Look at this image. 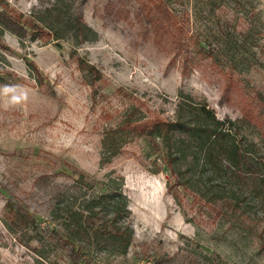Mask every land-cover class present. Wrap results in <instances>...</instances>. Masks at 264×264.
<instances>
[{
  "label": "rangeland",
  "instance_id": "obj_1",
  "mask_svg": "<svg viewBox=\"0 0 264 264\" xmlns=\"http://www.w3.org/2000/svg\"><path fill=\"white\" fill-rule=\"evenodd\" d=\"M141 1L0 0V12L15 9L54 34L21 38L0 25V264H85L56 240L71 235L53 212L112 193L111 179L124 183L132 239L124 254L92 252V264H264V137L243 120L247 106L263 111L264 0H164L195 38L181 51L170 33L155 43L154 26L137 16ZM77 10L85 40L67 24ZM154 118L176 124L170 142L120 128ZM237 145L245 155L227 167ZM9 198L38 226L16 225ZM101 206L104 216L111 201Z\"/></svg>",
  "mask_w": 264,
  "mask_h": 264
},
{
  "label": "trees",
  "instance_id": "obj_2",
  "mask_svg": "<svg viewBox=\"0 0 264 264\" xmlns=\"http://www.w3.org/2000/svg\"><path fill=\"white\" fill-rule=\"evenodd\" d=\"M112 1L107 3V10L111 11ZM137 16H143L154 26L155 43L161 44L163 37L166 33H170L173 38H175L179 43V51L184 47L182 40L189 38L193 43H196L195 38L190 36L189 31L185 27L186 20L179 18L174 12L167 6L164 0H144L141 1L140 9ZM67 24L75 32L76 35H83L82 40L87 37L86 24L83 21L82 13L77 10L76 12L69 15L67 18ZM0 25L17 36L23 38L29 33L33 39L52 37L54 34L47 29L42 28L38 23H36L32 17L25 15L22 12H17L15 9L2 10L0 12ZM190 60L188 56L184 60L183 72L186 73L188 64ZM83 60L80 61V65H84ZM32 69H35L33 63H29ZM88 67L97 72L95 67L88 65ZM228 71L229 77L232 75ZM232 78V77H231ZM262 106L263 111L260 114H255L249 106L245 108L243 115V120L249 124L254 125L258 128L264 137V100L260 99L258 101ZM191 110L197 118L202 117L205 120H211L212 123L221 124L216 116L202 104H191ZM174 122L166 121L161 118L146 119L141 121H126L121 129H130L136 133H147L156 134L159 137H163L164 140L170 142L171 129ZM179 127L184 128L187 131H196V126H190L189 122H178ZM211 127V126H209ZM212 131V135L219 137L221 139H226L229 132L223 130H217L208 128ZM167 137V138H166ZM169 148L172 149V144L169 143ZM222 151V152H221ZM224 149L221 148L219 154L223 156ZM245 153V152H244ZM243 150L234 146L233 149L227 151L224 155L227 159V167H231V159L238 160V164L245 154ZM213 153L211 150H207L206 159L210 160ZM224 157V158H225ZM179 159L178 154L168 157V167L171 171V175L176 176L175 162ZM109 157L103 158V162H109ZM252 165L251 162H248ZM238 164H236L238 166ZM235 165V164H234ZM251 169V168H250ZM240 177L244 176L243 167H239ZM81 177L85 174L80 172ZM78 181L76 180V183ZM100 184V182H97ZM104 183V182H102ZM111 183L116 184L118 189L112 190L106 193L105 191L100 192L98 197H92L89 200H84L83 207L79 210H62V215L57 211L53 212L54 218L59 219V226L70 233V237L65 239L58 232L53 233L56 240L61 243L63 247L68 249L69 255L71 256L75 263L79 260H83L85 264H92V252H98L102 250H109L112 252L126 253L132 239V231L130 224L125 221L131 212L128 208L127 198L122 191L124 185L123 181L120 179H111ZM105 185V183H104ZM111 201V209L107 210V214L101 216L100 211L106 209L105 206H101L103 201ZM7 210L9 216H11L19 227H29L31 225L38 226V220L34 217L27 208L20 206L16 203L13 198H9L7 203ZM61 210V209H60ZM105 217V218H104ZM19 221V222H18ZM18 222V224H17ZM52 225L51 222H48ZM50 227V226H49ZM56 229L53 228L54 232ZM72 237V238H71ZM264 248V245H263Z\"/></svg>",
  "mask_w": 264,
  "mask_h": 264
}]
</instances>
